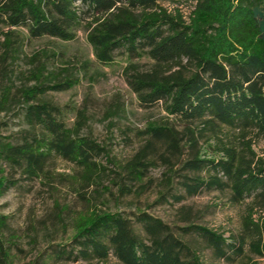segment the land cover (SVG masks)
Instances as JSON below:
<instances>
[{
  "label": "trees",
  "instance_id": "obj_1",
  "mask_svg": "<svg viewBox=\"0 0 264 264\" xmlns=\"http://www.w3.org/2000/svg\"><path fill=\"white\" fill-rule=\"evenodd\" d=\"M181 1L191 3L186 19L178 9L171 13L161 5ZM0 26L5 29L2 77L23 43L16 30L24 31L27 42H72L84 29L99 64H111L116 52L129 60L145 55L153 62L148 70L135 65L125 70L139 106H159L165 117L136 131L132 155L112 164L122 195L133 188L144 192L152 185L150 170L162 168V201L180 203L211 191L225 194L231 205L248 201L239 228L227 237L194 224L191 209L180 211L182 227H169L145 213L136 215L133 224L118 213L80 211L71 216L67 257L207 264L187 244L198 239L219 262L248 260L247 255L264 258V156L254 150L264 139V0H0ZM32 62L33 86L14 90L0 84V113L17 102L26 126L14 140L0 134V199L20 180L49 186L59 178L86 201L84 191L106 173L99 162L105 149L80 135L86 123L83 111H73L76 121L70 128L60 108L41 98L71 90L78 79L49 71L47 56L35 55ZM57 159L72 166L71 175L53 172ZM54 206L58 209V202ZM68 210L58 209L59 214ZM256 213L261 216L254 218ZM6 228L7 217L0 213V264H13L11 250L1 240Z\"/></svg>",
  "mask_w": 264,
  "mask_h": 264
},
{
  "label": "rangeland",
  "instance_id": "obj_2",
  "mask_svg": "<svg viewBox=\"0 0 264 264\" xmlns=\"http://www.w3.org/2000/svg\"><path fill=\"white\" fill-rule=\"evenodd\" d=\"M161 5L171 13L178 9L183 19H186L191 8L188 1L165 2ZM4 30L0 26V42ZM16 32L23 43L16 59L8 66L7 77L0 74V84L11 85L14 90L33 86L35 83L29 78L35 67L32 62L35 55L40 59L47 56L48 70L58 77L77 78L78 83L71 90L49 92L41 98L60 108L61 119L67 127L71 128L76 121L74 110L85 113L86 123L80 135L92 138L105 149V155L99 162L106 168V173L97 179L96 185L84 191L86 201L78 199L72 187L59 178L49 186L44 181L23 179L9 189L0 199V213L7 217V228L1 240L10 248L13 264H121L113 255H109L105 262L67 257L65 253L72 249L71 216L80 211L118 213L133 224L136 215L145 213L169 227H182L184 224L180 222V211L191 209L194 224L221 231L225 237L239 228L246 213L247 200L241 205H231L225 194L211 191L186 198L180 203L162 201L158 197L164 182L162 168L150 170L147 178L152 180V185L144 192L133 188L131 194L122 195L118 191L112 173L116 169L112 164L123 162L132 155L138 144L134 137L136 131L143 130L149 121L165 117L159 106L141 108L126 82L125 70L130 65L140 70L151 68L153 62L147 56L129 60L116 52L111 64L102 65L96 62L85 40L84 29L77 33L72 42L49 38L27 42L24 31ZM23 129L26 126L22 107L17 102H11L0 113V134L14 140ZM254 150L259 156H264V139L255 144ZM53 172L68 176L72 174V166L57 159ZM7 173L10 174L9 171ZM20 178L18 174L15 175V179ZM55 202H58V209L68 206L69 210L59 214ZM259 215L254 214V218ZM187 244L199 251L205 263L227 264L213 260L210 250L200 240L193 242L188 239ZM247 256L248 260L237 259L231 264H264V258Z\"/></svg>",
  "mask_w": 264,
  "mask_h": 264
}]
</instances>
